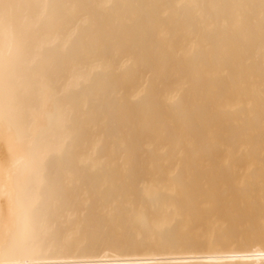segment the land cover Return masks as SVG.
Masks as SVG:
<instances>
[{"label":"bare ground","instance_id":"6f19581e","mask_svg":"<svg viewBox=\"0 0 264 264\" xmlns=\"http://www.w3.org/2000/svg\"><path fill=\"white\" fill-rule=\"evenodd\" d=\"M0 264H264V0H0Z\"/></svg>","mask_w":264,"mask_h":264}]
</instances>
